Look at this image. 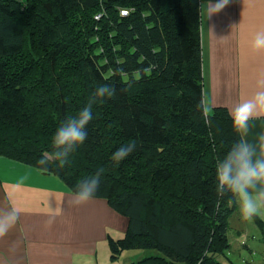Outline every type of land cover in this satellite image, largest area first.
I'll return each instance as SVG.
<instances>
[{
	"label": "trees",
	"instance_id": "16d2710c",
	"mask_svg": "<svg viewBox=\"0 0 264 264\" xmlns=\"http://www.w3.org/2000/svg\"><path fill=\"white\" fill-rule=\"evenodd\" d=\"M200 27V0H0V157L39 169L60 124L115 87L69 163L41 171L75 191L105 169L94 197L128 220L108 239L112 261L152 250L129 264H222L230 249L237 206L217 196L215 167L238 135L227 108L214 107L208 127L197 107Z\"/></svg>",
	"mask_w": 264,
	"mask_h": 264
},
{
	"label": "crops",
	"instance_id": "0c3cea01",
	"mask_svg": "<svg viewBox=\"0 0 264 264\" xmlns=\"http://www.w3.org/2000/svg\"><path fill=\"white\" fill-rule=\"evenodd\" d=\"M203 2L200 0L201 6ZM216 2L211 0L213 4ZM261 31H264V0H229L223 10L205 21L201 31L204 93L212 99L213 108L225 107L231 115L239 103L264 90V52L252 50L253 39ZM252 123L250 139L264 133V117ZM69 190L54 175L0 157V209L14 205L21 210L15 226L0 238V264L116 263L118 259H110L108 239L125 235L127 218L101 198L71 206ZM61 199L63 214L50 227L46 226L48 206H58ZM238 211L236 207L235 212ZM259 217L264 222V215ZM239 224L235 235L238 241L247 229L255 227L263 245L255 219L253 223L242 220ZM251 241L256 243L255 239L240 242L251 255L240 263L264 264V256L258 262L254 260Z\"/></svg>",
	"mask_w": 264,
	"mask_h": 264
},
{
	"label": "clouds",
	"instance_id": "9594fccd",
	"mask_svg": "<svg viewBox=\"0 0 264 264\" xmlns=\"http://www.w3.org/2000/svg\"><path fill=\"white\" fill-rule=\"evenodd\" d=\"M229 0H204L202 4L203 23L223 10ZM254 52H264V31L257 32L253 42ZM115 87L109 84L99 86L89 97L86 105L75 115L62 122L56 129L52 140V151L37 161L39 171H47L49 162H56L57 167H64L70 157L87 140L86 127L93 119V105L102 104L106 98L115 95ZM203 123L212 127L213 101L207 93H202L197 105ZM264 117V90L258 91L253 97L239 103L231 113L232 129L238 135V140L226 152L223 158L218 159L215 167L216 194L218 197L227 196L228 202L238 207L242 219L253 223L254 218L264 215V133L250 139L254 127L252 121ZM137 143L132 141L112 154L111 159L116 164L126 159L135 149ZM104 168L82 180L75 191L69 190L71 197L68 203L71 206H81L92 200L100 186V177ZM63 196V194H61ZM20 209L10 206L0 209V238L5 236L19 219ZM63 214V200L58 206H48L49 219L46 226H51L56 217Z\"/></svg>",
	"mask_w": 264,
	"mask_h": 264
},
{
	"label": "rangeland",
	"instance_id": "374dc122",
	"mask_svg": "<svg viewBox=\"0 0 264 264\" xmlns=\"http://www.w3.org/2000/svg\"><path fill=\"white\" fill-rule=\"evenodd\" d=\"M239 210V209H238ZM242 217L238 211V213L234 212L230 218V228L228 232V237H229V243H230V249L225 252L224 256H221L219 259L222 262V264H237L240 262H244L247 257L251 256L249 255V252L247 249H245L240 242L245 241L249 242L251 239H255L256 243L254 244V241H251L253 244L250 245L251 251L254 252L253 258L256 262H258L259 259H261L264 256V243L263 245L259 243V236L256 233V228H249L247 229L239 241L236 239V234L237 231L240 229V224L237 226V224L242 221ZM239 221V222H238ZM239 237V236H237ZM259 243V245H258ZM155 252L152 250H127L124 251L122 255L118 257V260L116 261L115 264H129L131 262H137L139 260H142L146 258L147 256H150L154 254ZM242 264V263H240Z\"/></svg>",
	"mask_w": 264,
	"mask_h": 264
},
{
	"label": "built area",
	"instance_id": "2783aa9c",
	"mask_svg": "<svg viewBox=\"0 0 264 264\" xmlns=\"http://www.w3.org/2000/svg\"><path fill=\"white\" fill-rule=\"evenodd\" d=\"M122 13H126V11H122ZM252 253H254V252H252Z\"/></svg>",
	"mask_w": 264,
	"mask_h": 264
}]
</instances>
